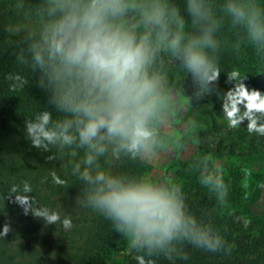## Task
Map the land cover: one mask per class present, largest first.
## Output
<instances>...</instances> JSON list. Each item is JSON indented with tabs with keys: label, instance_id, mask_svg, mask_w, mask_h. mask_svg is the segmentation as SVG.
Masks as SVG:
<instances>
[{
	"label": "clouds",
	"instance_id": "9594fccd",
	"mask_svg": "<svg viewBox=\"0 0 264 264\" xmlns=\"http://www.w3.org/2000/svg\"><path fill=\"white\" fill-rule=\"evenodd\" d=\"M10 6L30 22L8 29L25 33L16 60L39 74L47 93L45 107L24 121V131L32 148L71 158V175L82 185L75 203L108 221L137 264L188 260L185 245L230 255L233 246L210 216L192 211L181 182L114 169L123 162L150 165L189 141L199 144L195 116L177 129L180 109L196 110L212 96L228 128L247 121L249 134L264 137V92L250 87L249 75L236 67L224 75L231 87L219 86L226 50L237 57L250 50L264 74L261 0H10ZM6 78L12 91L29 83L20 73ZM102 159L112 167H102ZM213 163L208 153L187 171L227 206L229 184ZM53 183L68 186L55 174ZM33 191L24 180L2 198L46 225L74 227L70 215L41 205ZM11 233L6 220L0 240Z\"/></svg>",
	"mask_w": 264,
	"mask_h": 264
},
{
	"label": "trees",
	"instance_id": "16d2710c",
	"mask_svg": "<svg viewBox=\"0 0 264 264\" xmlns=\"http://www.w3.org/2000/svg\"><path fill=\"white\" fill-rule=\"evenodd\" d=\"M261 3L264 4V0ZM9 14L10 9L6 3L0 4V230L6 220L11 221L13 228V233L0 240V264H108L106 258L119 245L122 236L102 216L90 209H81L83 207L75 203V196L82 185L71 175V158L67 155L61 156L55 149L50 153L36 150L27 139L24 121L43 110L47 103V93L39 86V74L20 65L16 60L18 42L25 33L20 31L13 35L8 31L9 27L23 28L30 22L20 16L9 19ZM230 36L226 31L225 37ZM221 63L224 72L221 74L219 86L222 90L226 91L231 87L225 83L224 75L236 67L243 74L249 75L250 87L264 92V74L259 70L250 50H243L239 57L226 50L222 54ZM10 73L24 75L29 83L23 90L12 91L9 87L11 81L6 78ZM200 103L203 105L200 106L199 122L202 125L199 138L206 152L218 157H247L260 150L251 134L239 135L237 129L227 127L220 101L215 96L205 98ZM241 141L244 147L241 146ZM47 155H55L56 158L47 161ZM141 166L140 162H123L114 170L139 174ZM54 174L66 179L68 186L64 188L55 185ZM24 180L31 183L34 189L31 195L41 205L61 211L62 217L65 214L72 218L84 217L82 211H85L87 236L83 243L53 249L49 241L60 224L46 225L42 220L33 218L30 213L23 215L18 205L4 201L2 197L9 193L10 187L14 184L22 185ZM239 200L236 199L237 202ZM259 201L264 202V197L261 199L257 195L254 199H249L247 205H257ZM187 203L198 217L210 216L213 224L221 230V234L233 248L230 255H225L185 245L184 251L189 259L177 260L176 264H264V225L256 230L255 226L259 225L256 219L250 218L252 224L248 226L241 220V214L229 217L217 215L205 199ZM263 215L264 212L255 214V217L263 218ZM126 264H137L135 254ZM156 264L171 262L159 257L156 258Z\"/></svg>",
	"mask_w": 264,
	"mask_h": 264
},
{
	"label": "rangeland",
	"instance_id": "374dc122",
	"mask_svg": "<svg viewBox=\"0 0 264 264\" xmlns=\"http://www.w3.org/2000/svg\"><path fill=\"white\" fill-rule=\"evenodd\" d=\"M37 2L38 0H31L33 4ZM5 3L10 9L8 18H17L18 15L15 12H11V10H14L10 6V0H0V4ZM177 78L181 79L182 77L178 76ZM200 110V106L196 110H184L181 108L177 129L179 131L184 130V120L189 116H195V118L200 121ZM246 124L247 121L242 124V128H237L239 135L249 134L246 129ZM201 125L202 122L200 123V127ZM251 135L255 137L260 148L259 151L251 156L218 157L212 154L214 161L212 166L221 168L225 182L229 184L227 206H219L215 195L200 185L197 173L187 171L188 165L194 159L208 154L201 143L194 144L189 141L186 143L183 150H176L173 148L169 152L162 154L159 159L153 161L150 165L142 164L140 173L148 172L157 180L179 181L184 185L187 202L205 199L208 201L212 211L217 215L229 217L233 214H241V220L248 226L252 224L250 218L256 219L259 225L255 226V229L258 230L264 225L262 224L264 223V215L263 218H257L255 214L264 212V202L259 201L257 205H247V201L249 199H254L257 195L261 196V199L264 197V137L255 134ZM241 146L244 147L243 141H241ZM102 167L111 168L112 165L103 160ZM237 198L240 199L239 202L236 201ZM244 199H246V201H244ZM82 213L84 217L76 216L72 218L74 227L71 230L66 231L60 225L58 230L53 233L49 241L53 249L63 247L64 245L83 243L87 236V219H85V211H82ZM77 219H81V221H77ZM75 220L78 223L74 222ZM133 254L135 253L129 251L128 244L122 237L119 245L109 254L106 260L108 264H126Z\"/></svg>",
	"mask_w": 264,
	"mask_h": 264
}]
</instances>
